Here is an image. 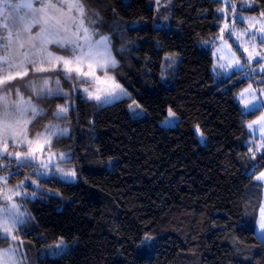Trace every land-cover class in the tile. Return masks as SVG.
Here are the masks:
<instances>
[{
	"label": "trees",
	"instance_id": "obj_1",
	"mask_svg": "<svg viewBox=\"0 0 264 264\" xmlns=\"http://www.w3.org/2000/svg\"><path fill=\"white\" fill-rule=\"evenodd\" d=\"M154 1L82 0L87 24L97 21L96 32L111 36L118 66L107 71L128 97L98 107L83 96L82 83L60 74L71 94L36 99L45 115L32 119L30 135L52 120L71 126V134L51 148L73 149L72 164L79 173L76 182L41 180L42 190L28 201L36 227L22 235L35 247L64 240L70 248L39 264H264V240L256 231L264 199L256 177L264 171V149L254 151L247 127L264 109L242 115L238 94L252 80L213 73L208 41L223 27L225 15L219 10L224 3L171 0L159 12ZM253 1L255 7L245 11H264V0ZM167 8L170 26L156 28ZM131 23L139 24L126 27V40L120 38L116 29ZM170 55L181 57V63L164 73ZM69 99L74 104L69 117L54 119L52 113ZM135 101L144 116H132ZM170 109L179 122L167 128L162 122ZM110 159H115L111 170ZM14 169L13 164L5 170ZM34 171L21 168L10 185L36 176ZM146 236L152 241L151 256L140 251ZM8 244L0 240V248Z\"/></svg>",
	"mask_w": 264,
	"mask_h": 264
},
{
	"label": "snow or ice",
	"instance_id": "obj_2",
	"mask_svg": "<svg viewBox=\"0 0 264 264\" xmlns=\"http://www.w3.org/2000/svg\"><path fill=\"white\" fill-rule=\"evenodd\" d=\"M220 2V0H216ZM159 4V0H156ZM229 7L235 12V5H231L229 0ZM250 8L253 6H249ZM5 8L12 9L13 12H17L21 8L29 9L32 12L31 22L25 20L23 16L19 17V22L23 24V32H29L33 24H40L42 21L44 24L48 23L49 17L47 16L48 9H54L56 13L59 14V18L56 19V28L54 30H48L47 28H42L41 32L38 34L40 36V46L38 52L46 53V56L41 61L40 66H36L35 60H30L29 62L33 65L35 72H50V73H60L63 74L65 80H71L73 77L76 78L78 83L92 84V83H105L109 84L110 89L104 92L103 95L97 94V89H92L89 87L83 88V92L87 94V99L95 100L101 103H111L120 100L122 97L129 96L128 93L115 79V77H108L104 81H101L100 77L96 75V70L100 69L104 72L107 77L106 69L108 67L115 68L118 66V61L113 53L112 39L110 36L101 35L96 32L95 27L97 21H88V26H85V21L83 19L85 14L84 4L81 0H71V2L62 3L59 6L52 3H47L41 5L40 8H34L33 4H6ZM66 9V11H65ZM220 12H226L227 8L220 9ZM37 13L42 15L38 18ZM71 13H76L77 16L70 15ZM260 16L264 18V11L260 12ZM66 18V19H65ZM167 19V17H164ZM243 20V17H240ZM255 19V18H250ZM70 22V23H69ZM260 27L256 31L244 32L241 35H247L249 37L248 44L251 46L244 47V52L248 53L247 60L241 63L239 58L236 56L235 52L231 50V45L223 41V34L226 29H228V24L221 28V35L218 37L224 43V47L227 50V54L230 63L227 65L221 63L218 65L219 68H232V72L229 73L228 78L231 79L233 75H240L242 79L254 80L257 75L260 76L259 83L264 84V50L256 49V40L259 39L260 44L264 45V22L257 21ZM75 29L74 31L72 29ZM92 28V31L89 29ZM249 28H255V24H250ZM61 29H63V35L61 34ZM234 30V24H233ZM231 35V31H230ZM93 36H98L97 39H93ZM20 38V33H17V39ZM7 44L5 48H9L12 44V36L6 38ZM31 39H35L30 38ZM237 40L240 36L236 37ZM207 43V42H205ZM49 44H55L58 50H63V54L56 55L48 50ZM23 47V44H21ZM35 47V45H33ZM122 50V49H121ZM120 51V50H117ZM217 52H221L218 48ZM170 59V58H169ZM219 60H224L225 56L220 55ZM10 57L5 55L4 61L8 63ZM255 61V67H249L251 62ZM234 65V67H233ZM9 68L12 67H22V65H16L15 63H9ZM27 75V71H6L4 75H0V88L9 85L13 80L17 78H22ZM50 80L44 79L41 86L33 85V91L38 100H46L54 97L67 96L68 93L64 92L60 87V80L56 79V87H49ZM78 90V89H74ZM250 95V99L244 101V109L242 110V115L255 114L257 111L264 109V88H253L252 84H249L241 93V99H244L245 94ZM9 97H0V101L7 104ZM69 105H59L55 112L52 113L54 119H61L66 116L69 111ZM131 108V105H130ZM136 109L140 108L139 104L135 105ZM134 115L139 117L141 115L140 111H135L133 109ZM31 113L32 119L37 116H44L45 111L43 108L37 107L32 103V100H24L23 97H19L18 103L15 105V113H9L5 111L4 119L2 121V127H0V162L7 161L6 163H0V169L12 168L15 165L14 171L10 172L8 175H0V182H2V188L4 193V200L8 202L6 206L0 208V228L4 235H0V240H7L9 235L12 240H16V235L14 234L17 228H21L25 223L23 217L25 213L20 210V205L12 202L14 196H27L28 193L24 191L26 185H36L39 184L35 180H31L26 177L25 180L19 182V184L14 187H8V181L14 175L20 174V169L24 167H33L35 169L34 161L38 159L36 153H44V149L47 146L50 149L52 138L59 139L67 135V128H60L56 124L49 123L45 126L43 133H38L35 138H29L27 135V124L30 123L29 120H25L24 117ZM169 117L172 118L170 121L165 123H173L176 118V113L171 109L168 113ZM12 117L14 122L10 119ZM23 123V127H21ZM254 125H259V132L261 139H264V115H261L257 120L252 121L247 125L249 129H252ZM199 131V129H197ZM202 135V134H201ZM43 140V143L40 141ZM12 148H20L22 151H10V143ZM264 149V144L258 146V150ZM252 158L255 159V152L249 149ZM52 155H55L54 153ZM70 157L64 153H60L59 159L66 160ZM264 159V156L261 157ZM49 163H51V157H49ZM56 167L55 165H52ZM39 167L43 169H48L49 164L45 163L43 159L39 162ZM56 171L60 172L63 177L74 178L76 172L70 170L65 172L63 169L56 167ZM35 175L47 176V172L34 171ZM55 178V177H53ZM258 181L264 180V172L256 177ZM35 195V193H33ZM259 227L256 229L262 237H264V206L259 209ZM246 225L242 224L241 228H245ZM250 227V225L248 226ZM144 243L146 245L145 250H149L148 246L152 244L151 238L146 236ZM0 259L3 260V264H22V261L16 258V250L13 248H8L0 251Z\"/></svg>",
	"mask_w": 264,
	"mask_h": 264
},
{
	"label": "rangeland",
	"instance_id": "obj_3",
	"mask_svg": "<svg viewBox=\"0 0 264 264\" xmlns=\"http://www.w3.org/2000/svg\"><path fill=\"white\" fill-rule=\"evenodd\" d=\"M222 1L224 3V9L227 8V11L223 12L225 15L224 16L225 21H224L223 26L225 25V23L228 24V29H226L224 34H223V41H226L227 44L231 45V50L233 52H235L236 56L239 58L241 63H244L247 60L248 53L244 52L243 48L249 47V49L251 50V46L248 44L249 37L247 35H241V33L256 31V29H258L260 27V24L257 23V21L264 22V18H262L260 16V13H251L249 11H245V10H250V9L255 7L256 3L253 0H243L240 3H236L234 0H230L231 5H235V12H233L232 8L228 6L229 0H222ZM67 2H71V0H0V75H4L6 73V71H11L14 73L16 71H25V70L27 71V75L23 76L22 78H28L32 73L34 74L33 76H30L28 78V80L25 81L24 84L21 83L17 87L11 86L8 89L0 92V97H3V96L9 97L7 104H5L3 101H0V127H2V121L4 119L5 111H7L9 113H15V105L18 103L19 97H23L24 100L31 99L32 103L40 108V106L36 103L37 98H36V95L33 91L32 86L33 85H36L38 87L41 86L43 84L44 79L50 80L49 87H51V88L56 87L55 81H56V79H59L60 80V87L62 88V90L64 92L68 93V95L71 94L70 90L64 88L63 79H62L60 73H51L49 75H43V73H46V72H35L33 65L29 62L30 60H35L36 66L41 65V61L46 56V53L38 52V49L40 46V36L38 34L41 32L42 28H47L50 31L54 30L56 28V19L59 18V14L56 13L54 9H48L47 10V16L49 17V19H48L47 24H44L42 21L40 24H33V26L31 27V30L29 32H23L22 31L23 24H21L19 22V17L23 16L26 21L31 22V18H32L31 10L21 8L17 12H13V10L10 8L6 9L5 5L6 4L31 3V4H33L34 8H40L41 5L47 4V3H52V4H56L57 6H59L60 4L67 3ZM81 2H82V0H81ZM170 3H171V0H159V4L156 3V0L154 1L156 10L159 12L162 8L168 7ZM250 5L253 7L250 8L249 7ZM84 8H85V14H86L85 5H84ZM65 11H66V9H65ZM85 14H84L83 19L85 21V26H88L86 19H85ZM163 14H165L164 17H167V19H164V17H162L163 21H159L157 19V21L155 22L156 28H160V27L164 28V27L170 26V21H171V17H172L171 12H168V8H167L165 11L162 12V14L160 16H162ZM36 15L39 18L42 14L37 13ZM70 15L77 16L76 13H71ZM240 17H243L244 19L241 20ZM250 18H255V19L253 20ZM138 24L139 23H131L127 26L123 25L124 28L116 29L117 33L120 36V38H123L124 40H126V29L128 27H137ZM233 24H234V30H233ZM250 24H255V28H249ZM72 30L74 31L75 29L73 28ZM89 30L91 31V29H89ZM230 31H231V35H230ZM9 33H11V36H13L12 37L13 41H12L11 46L6 49L5 48V45L7 44L6 38L9 36ZM17 33H20L19 39H17ZM61 34L62 35L64 34L63 29H61ZM220 35H221V32L219 34L211 37L208 41V44L211 45V47H212L211 49L213 50V54H214L213 73L215 75H217L218 77H228L229 73L232 72V68L225 67L222 69V68L218 67V65L221 63H223L225 65L230 63V60H229V57L227 54V50L224 47V43H223V41H221L218 38V37H220ZM107 36H110V35L107 34ZM237 36H240L239 40L236 39ZM33 37L35 39L30 40V38H33ZM97 38H98V36H93V39H97ZM255 43H256V49L257 50H264V45L260 44L259 39H257ZM21 44H23V47H21ZM33 45H35V47H33ZM112 45H113V42H112ZM125 45L127 46V44H124L123 47L127 48ZM55 46H56L55 44H49L48 50L53 52L56 55L63 54V52L56 51L54 49ZM218 48L221 49V52H217ZM113 53H114V50H113ZM5 55H8L10 57V60L8 63H6L4 61ZM114 55H115V53H114ZM220 55H224L225 59L219 60L218 57ZM169 58L171 59L172 64L169 63V60H170ZM9 63H15L16 65H22V67L9 68V66H8ZM180 63H181V57L173 56V55L167 56L166 63L164 64V67H163L164 73H166V70L171 69L173 67L177 68ZM255 66H257L255 61L251 62V64L249 65V67H255ZM233 67H234V65H233ZM109 68H111V67H108L106 69L107 77L104 75V72H102L100 69L96 70V75L100 77L101 81H104L108 77H115L112 73L107 71ZM40 74H42V75H40ZM17 79H21V78H17ZM115 79H116V77H115ZM259 79H260V76L257 75L255 77V81L252 80V82L250 83V84H252L253 88H257V89L258 88H264V84H260ZM15 80H13V81H15ZM116 81L126 90V88L117 79H116ZM85 87L97 89L98 90L97 94L103 95L104 92H107L110 89V82H109V84H105V83L84 84V83H82L79 86V89L81 90L83 96L87 98V94L83 92V88H85ZM240 93L238 94V100L240 101V103L244 107V101L247 99H250L251 97L249 94L246 93L244 99H241ZM125 97H128V96H125ZM125 97H122L121 99H123ZM262 99H264V98H262ZM92 101L95 102L98 107H102V106L117 102L119 100L111 102V103H106V104L95 101V100H92ZM136 104H139V102L135 101L131 105L130 112H131L132 116L137 117L134 115L133 109H135V111L141 112V115L139 117L144 116L146 112L144 111V109H142L141 106L139 109H136L135 108ZM65 105L70 106L69 111L66 114V116L61 118V119H65V118L69 117L70 111L72 110V108L74 106V104L72 103V101L70 99L66 102ZM168 113H169V111H168ZM262 115H264V113H262ZM10 119L12 120V122H14V119L12 117H10ZM24 119L30 121V123H28L26 126L28 137L29 138H35L36 135L31 136L30 131H29L31 121L34 120V119L32 120L31 113H29L27 116H25ZM170 120H172V118H170L168 115L166 117V119L162 122V125L164 127H167V128L175 127L177 125V123L179 122V117L176 114V118L174 119L173 123H165L166 121H170ZM50 123L56 124L60 128H67L68 133L65 136H69L71 134V131H72L71 126L67 125V123L60 121V120H52V121H50ZM20 126L23 127V123H21ZM259 127H260L259 125H254L252 129L248 128L249 142L255 143L256 147L254 148V151L256 153L263 151V149L258 150V146L261 144H264V139H261V136H260ZM43 132H44V130L39 132V133H43ZM197 133H198L200 140L202 142H204L205 137L203 135H201L200 131H197ZM65 136H63V137H65ZM256 138H259V140L255 141ZM0 139H2V138H0ZM55 140H56V138H52L51 146L53 145ZM9 143H10V151L14 152V151H22L23 150L20 148H12L11 147V141H9ZM40 143H43V140H41ZM51 146H50V149L46 146L44 149V153L37 152L36 155H37L38 159L33 162L34 165L36 166L35 171L38 170L39 172H47V176H38V175H36V176L28 175L27 176L31 180L37 181V183L39 184V187H37L34 184L33 185H26L24 191H26L28 193L27 196H14L13 197L12 202L19 204L21 206L20 210L25 213V216L23 217V219L25 220V223L22 226V229L17 228L15 230L14 234L16 235V240H12L11 236L9 235V238H8L9 244L0 248V251H3V250L8 249L10 247L13 248L14 250H16V258L18 260L22 261V264H39V259L57 258V257H60L61 255L65 254V252H67L70 249L69 244L64 240H60L58 243H56L54 245H50V246L35 247V245H36L35 242L28 240L26 237H24L22 235L24 232H29L36 227V223L34 221L31 210L29 208L28 201L35 199L37 196V193L42 190V187L40 184L41 180L49 179L51 177H58L62 181L76 182L79 179L78 170L72 164V158L74 156L73 149L56 150V149H52ZM53 153L55 155H52ZM60 153H64L67 156H69L70 158L62 161L59 159ZM49 157H51V163H49ZM41 159H43L45 163L49 164L48 169H43V168L39 167V162ZM6 162L7 161L5 160V161H2L0 163H6ZM114 163H115V159L108 160L107 168L110 170L113 169ZM52 165H55L56 167L63 169L65 172L70 171V170H74L76 172V176L74 178L63 177L60 172L56 171V167H53ZM29 170H31V169H29ZM8 174H9V172L6 171L5 169H0V175H8ZM258 182H260L264 188V180L258 181ZM8 187L11 188L14 186L10 185V183L8 181ZM28 187H30L31 190H29ZM32 190H34L35 192H33ZM33 193H35V195H33ZM5 194L6 193H4L3 188H2V182H0V208H3L8 203L3 198ZM262 206H264V199H263ZM259 219H260V216H259ZM258 227H259V220H258L257 228ZM257 234L261 239L264 240V237H262L259 232H257ZM0 235H4V233L2 232V228H0ZM144 245H145V243L140 248V251L141 252L144 251V253L147 251L146 252L147 255L151 256L153 254V246H148L149 250H145L146 247ZM140 251H139V254L141 253ZM0 264H3L2 259H0Z\"/></svg>",
	"mask_w": 264,
	"mask_h": 264
},
{
	"label": "crops",
	"instance_id": "obj_4",
	"mask_svg": "<svg viewBox=\"0 0 264 264\" xmlns=\"http://www.w3.org/2000/svg\"><path fill=\"white\" fill-rule=\"evenodd\" d=\"M13 37V36H12ZM13 41V40H12Z\"/></svg>",
	"mask_w": 264,
	"mask_h": 264
}]
</instances>
